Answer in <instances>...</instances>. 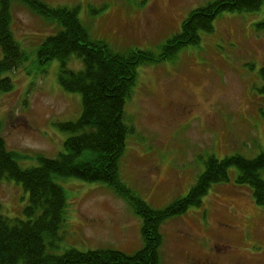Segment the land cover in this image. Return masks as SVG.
I'll list each match as a JSON object with an SVG mask.
<instances>
[{"label":"rangeland","instance_id":"obj_1","mask_svg":"<svg viewBox=\"0 0 264 264\" xmlns=\"http://www.w3.org/2000/svg\"><path fill=\"white\" fill-rule=\"evenodd\" d=\"M51 8L78 9L91 41L112 52L142 50L159 55L189 14L216 0H39ZM264 5L257 13H224L214 31L168 61L141 65L125 103L132 130L118 175L132 194L155 210L185 198L210 158L254 159L264 153ZM56 23L22 3L12 8L14 38L27 60L7 74L14 89L0 100V132L21 168L54 159L70 134L59 124L76 122L82 99L59 85L60 64L46 74L37 65L41 43L57 33ZM68 69L79 71L75 57ZM236 168L228 181L213 184L202 205L161 226L160 264H264V208L252 189L239 185ZM264 180V170L261 172ZM68 206L50 253L75 249L141 251L142 219L131 203L102 183L55 177ZM29 194L13 180L0 182L1 215L23 219Z\"/></svg>","mask_w":264,"mask_h":264},{"label":"trees","instance_id":"obj_2","mask_svg":"<svg viewBox=\"0 0 264 264\" xmlns=\"http://www.w3.org/2000/svg\"><path fill=\"white\" fill-rule=\"evenodd\" d=\"M17 2L59 27L39 46L37 65L46 74L52 62H59V85L68 93L81 95L82 114L76 122L59 124L61 131L70 134L63 152L54 159L38 157L39 165L30 169L21 168L19 160L23 157L7 148L0 132V182L13 180L29 194L23 219L4 217L0 206V264H160L161 226L191 207L201 206L213 184L228 181L231 168L239 172L238 184L249 186L256 204L264 208V153L254 159L210 158L189 194L162 211L135 197L118 175L132 132L125 124V103L135 84L137 68L171 60L181 49L197 45L201 33H212L220 15L260 12L264 0H216L195 9L157 56L142 50L122 55L109 50L102 41H91L78 9L51 8L39 0H0V100L14 89L7 74L27 60L12 31V8ZM258 27L264 29V23ZM73 57L82 62L77 72L68 69ZM55 177L102 183L129 201L142 219L143 249L132 256L75 249L63 255L51 254L52 244L47 240L52 242L57 237L68 206L66 193Z\"/></svg>","mask_w":264,"mask_h":264},{"label":"flooded vegetation","instance_id":"obj_3","mask_svg":"<svg viewBox=\"0 0 264 264\" xmlns=\"http://www.w3.org/2000/svg\"><path fill=\"white\" fill-rule=\"evenodd\" d=\"M199 264H214V263H212L211 261H208V260H205V261L200 260V261H199ZM236 264H243V263H241V262H237Z\"/></svg>","mask_w":264,"mask_h":264}]
</instances>
